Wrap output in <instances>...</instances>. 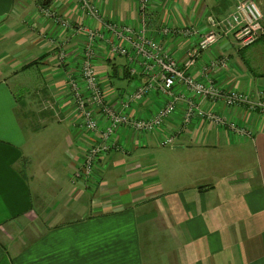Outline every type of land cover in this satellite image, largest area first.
Segmentation results:
<instances>
[{
    "label": "crops",
    "instance_id": "obj_1",
    "mask_svg": "<svg viewBox=\"0 0 264 264\" xmlns=\"http://www.w3.org/2000/svg\"><path fill=\"white\" fill-rule=\"evenodd\" d=\"M137 1L91 0L105 21L134 30ZM255 1L264 27V0ZM235 2L152 0L147 36L182 65L196 39L164 37L160 29L192 26L202 34L208 17L222 19ZM43 7L101 29L76 0H0V264H264V122L244 107L202 102L250 129L251 138L235 139L197 119L174 133L171 147H160L156 135L122 131L114 136L120 147L98 161L97 184L72 181L94 137L79 126L67 87L85 37L43 17ZM95 51L93 66L110 94L144 81L127 75L125 57L105 46ZM222 57L226 69L209 73L218 86L252 99L264 95V36L244 48L218 42L197 58L193 76L204 80L205 65ZM28 85L33 92H18ZM149 97L134 116H150L155 99L164 103ZM180 112L173 119L178 125ZM166 126L178 128L171 121ZM47 131L48 141L34 145L33 137Z\"/></svg>",
    "mask_w": 264,
    "mask_h": 264
},
{
    "label": "built area",
    "instance_id": "obj_2",
    "mask_svg": "<svg viewBox=\"0 0 264 264\" xmlns=\"http://www.w3.org/2000/svg\"><path fill=\"white\" fill-rule=\"evenodd\" d=\"M80 12H85L101 29L87 28L82 22L76 28L62 21L54 11L44 9L65 30L82 33L85 37L80 51L78 73L67 75V87L71 94L73 112L79 115V126L85 131H95V140L83 151V162L75 171L74 180L95 181L94 171L98 160L113 147H118L114 136L122 129L134 134L154 135L166 132L167 138L161 137L160 147H171L174 133H179L193 119L206 121L216 128L229 130L235 139L251 138V130L229 121L211 108L201 107L202 102L210 105L220 104L226 109L244 107L246 112L256 114L264 122V95L252 99L239 90L225 89L208 75L213 70L227 67L225 57L217 58L205 65L201 74L205 82L198 81L192 74L197 58L220 41L234 42L238 48L247 47L264 36L263 16L259 7L252 0H235L232 12L222 19L207 18L208 27L202 34L192 26H164L161 36H175L184 39L194 38V45L188 48L182 65L171 55L158 40L147 36V13L152 0H139L138 19L140 26L134 30L128 25H119L103 19L99 8L90 0H77ZM105 46L112 56L126 58L127 69L132 76L141 75L144 79L135 89L123 93H108L98 78L93 60L95 49ZM66 57L59 52L61 64ZM156 93L164 103L154 100L152 114L141 119L132 113L139 103ZM180 123L173 122L177 111ZM171 121L178 128L175 131L166 126Z\"/></svg>",
    "mask_w": 264,
    "mask_h": 264
},
{
    "label": "rangeland",
    "instance_id": "obj_3",
    "mask_svg": "<svg viewBox=\"0 0 264 264\" xmlns=\"http://www.w3.org/2000/svg\"><path fill=\"white\" fill-rule=\"evenodd\" d=\"M77 1V0H76ZM91 1V0H90ZM253 2H255L256 4H257V6L259 7V10H260V12H261V14H262V8H260L261 6L258 4V2L257 1H255V0H252ZM77 5H78V1H77ZM138 6H139V0L137 1V11H138ZM44 8H46V9H48V10H50V11H52V9L50 8V7H43V8H41L39 11L41 12V14L43 15V17H45V18H47V14H46V12H45V10H44ZM78 8H79V6H78ZM80 10V9H79ZM100 10V9H99ZM87 15V14H86ZM262 16H263V14H262ZM148 16H146V19H147V21H148V18H147ZM62 21H66L67 23H69L70 24V26H71V28H76V26H78V25H80L81 24V21H74V22H72L71 20H67V19H65V18H63L62 17V15H60V17H59ZM58 24V23H57ZM60 25V24H59ZM61 26V25H60ZM87 28H89V27H87ZM64 30V29H63ZM159 35H160V33H159ZM168 36V35H167ZM232 43H234V42H232ZM235 44V43H234ZM63 52H65V54H67V50L66 51H63ZM201 56V55H200ZM67 57H65V59H66ZM200 58V57H199ZM65 59H64V61H65ZM119 62H122V60H121V58H119ZM117 73L120 75V77H122V78H124V75H126V72L124 71V69H118L117 70ZM109 74L111 75L112 74V72L110 71L109 72ZM127 75H129V76H131L130 75V73H128L127 72ZM202 75V74H201ZM209 75V74H208ZM203 76V75H202ZM132 77V76H131ZM204 77V76H203ZM24 78H27V75L26 74H23V76H22V79H24ZM196 78V77H195ZM197 79V78H196ZM198 81H201V82H205V77H204V80H199V79H197ZM142 83H140V85H141ZM103 87L105 88V90L108 92V93H110L112 90H111V88L109 87V85H104L103 84ZM32 86L31 85H28V87H26V88H18L17 90H18V92H20V93H22V92H28V93H31V92H33L34 90H32ZM136 88V87H135ZM135 88H133V89H135ZM116 89V88H115ZM132 89V90H133ZM237 90V89H236ZM122 91V90H121ZM120 91V92H121ZM118 93V92H117ZM155 95H156V97L158 96L156 93H154ZM27 95V94H26ZM30 96V95H29ZM18 97L20 98V99H22L23 100V97H21V94H18ZM30 98V97H29ZM28 98V99H29ZM148 98H150V97H147V98H145V99H148ZM144 99V100H145ZM156 100V99H155ZM26 102V101H25ZM153 102H155L154 100L152 101V103H151V105L149 106L150 107V109L152 108V104H153ZM217 105H219V106H221L220 104H217ZM30 106L34 109V107H33V104L31 103L30 104ZM222 107V106H221ZM224 108V107H223ZM152 110H153V108H152ZM259 117V116H258ZM259 119H260V117H259ZM261 120V119H260ZM206 123L207 124V122L206 121H203V123ZM50 123H48V125H49ZM263 128H264V124H263ZM262 127H261V130L263 129ZM175 129V128H174ZM173 129V131H175ZM122 131H124V129H122V130H120L119 132H122ZM124 132H127L128 133V131H124ZM48 133H49V131H47V132H39V135L38 136H36V140H35V134H33V135H29V137H33V144L35 145V143H36V141H37V139L38 138H40V144H41V142H47L48 140V138H47V136L46 135H48ZM88 133H90V134H92L94 137L92 138V142L95 140V131H88ZM252 134L253 133H251V136H252ZM154 135H156V136H158V140H157V143H158V141H159V139L161 138V137H163V138H167V136L169 135V134H166V132L163 134V136H161V133H154ZM153 136V135H152ZM175 137V136H174ZM62 143V141H60L59 139H58V141H56L55 143L56 144H54L52 147L54 148L56 145H57V143ZM91 142V143H92ZM49 144H51V142H49ZM117 144V146L118 147H120L119 146V144L118 143H116ZM50 145H48V144H46V147H51ZM118 147H113L112 149H110L106 154H108L111 150H113V149H117ZM49 152H52V148H49ZM105 154V155H106ZM104 155V156H105ZM104 156H102V157H100L99 158V160L98 161H101V159L104 157ZM82 162H83V158H82ZM98 164V163H97ZM81 165H82V163H81ZM81 165H80V167H81ZM80 167H78L77 169H80ZM99 171H100V169L99 168H97V169H95V171H94V174H95V181L93 182V184L94 185H96L97 184V182H98V179H100V176H98L99 175ZM75 174V173H74ZM74 174L72 175V177H70L71 178V180L73 181L74 179H72L73 177H74ZM75 181H80V177H78V179L77 180H75ZM91 182V181H90ZM86 184V183H85ZM32 185V184H31ZM34 185V184H33Z\"/></svg>",
    "mask_w": 264,
    "mask_h": 264
}]
</instances>
